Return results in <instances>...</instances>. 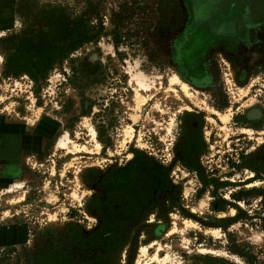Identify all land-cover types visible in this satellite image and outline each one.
<instances>
[{"label": "rangeland", "instance_id": "rangeland-1", "mask_svg": "<svg viewBox=\"0 0 264 264\" xmlns=\"http://www.w3.org/2000/svg\"><path fill=\"white\" fill-rule=\"evenodd\" d=\"M137 1L140 8L132 0H0V124L18 162L9 175L21 182L0 195V224L24 230L2 258L36 264L39 244L69 224L92 231L98 172L126 166L139 151L170 168L171 187L154 194L108 256L58 243L71 253L68 264H264V33L243 65L223 44L211 49L213 84L196 86L170 48L192 2ZM48 2L85 17L93 35L39 85L4 76L6 39ZM64 137L79 148L58 146ZM194 161L200 169L185 163Z\"/></svg>", "mask_w": 264, "mask_h": 264}, {"label": "trees", "instance_id": "trees-1", "mask_svg": "<svg viewBox=\"0 0 264 264\" xmlns=\"http://www.w3.org/2000/svg\"><path fill=\"white\" fill-rule=\"evenodd\" d=\"M132 1L140 8L139 1ZM126 11L129 12L128 8ZM72 12L57 2L41 4L35 15L26 12V26L6 39L9 50L3 62V75H28L39 85L55 64L89 41L93 35L92 27L87 25L85 17ZM160 21L165 23L166 20ZM185 163L200 169L197 161ZM169 175V167L139 151L126 166L98 172L95 184L102 196L91 197L88 204L100 219L98 226L84 233L77 225L69 224L58 240L49 237L39 244L36 264H68L71 253L61 252L58 243L74 244L99 259L119 249L128 238L132 222L151 202L154 194L171 187Z\"/></svg>", "mask_w": 264, "mask_h": 264}, {"label": "flooded vegetation", "instance_id": "flooded-vegetation-1", "mask_svg": "<svg viewBox=\"0 0 264 264\" xmlns=\"http://www.w3.org/2000/svg\"><path fill=\"white\" fill-rule=\"evenodd\" d=\"M190 2L191 20L171 42V56L180 74L191 84L212 86L209 51L223 44L232 50L233 59L243 65L244 54L258 47V35L264 33V0Z\"/></svg>", "mask_w": 264, "mask_h": 264}, {"label": "crops", "instance_id": "crops-1", "mask_svg": "<svg viewBox=\"0 0 264 264\" xmlns=\"http://www.w3.org/2000/svg\"><path fill=\"white\" fill-rule=\"evenodd\" d=\"M9 131L8 128L0 124V191L8 184V182L14 178L15 175H9L13 168L10 166L11 163H18L17 158L13 157V161L9 160ZM15 145L12 147L14 153L17 154ZM14 156V155H13ZM15 165V164H14ZM13 173V172H12ZM24 238V230L5 224H0V264H13L11 261H7L2 258V250L8 247L19 245Z\"/></svg>", "mask_w": 264, "mask_h": 264}, {"label": "bare ground", "instance_id": "bare-ground-1", "mask_svg": "<svg viewBox=\"0 0 264 264\" xmlns=\"http://www.w3.org/2000/svg\"><path fill=\"white\" fill-rule=\"evenodd\" d=\"M184 85V84H183ZM139 86L141 87H144V83L142 82H139ZM135 92H136V95L137 96H141V93H140V89H135ZM189 94V93H188ZM145 101V98L143 99V102ZM220 114V113H219ZM228 120V119H227ZM226 125V124H225ZM89 130H90V133H91V136H93V139L95 138V129L90 125L89 126ZM95 141V139H94ZM70 140L68 139V137H64L62 138L61 140H59L58 142V146H61L63 148H66L67 150L69 151H74L76 149L79 148L78 145H76L75 143L73 144H70ZM96 143V146L99 147L100 144L98 142H95ZM81 147V146H80ZM83 148H85V146H82ZM21 187V182L19 183V180L14 178L12 179L8 184L7 186L4 187L3 191L0 193L1 194H6V193H10V192H14L17 188H20ZM13 201V200H12ZM147 247H143L142 250H146Z\"/></svg>", "mask_w": 264, "mask_h": 264}]
</instances>
